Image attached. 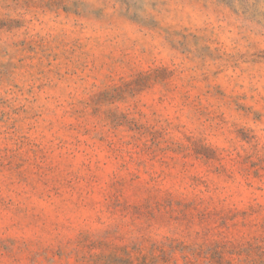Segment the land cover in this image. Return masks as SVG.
I'll list each match as a JSON object with an SVG mask.
<instances>
[{
	"label": "rangeland",
	"instance_id": "obj_1",
	"mask_svg": "<svg viewBox=\"0 0 264 264\" xmlns=\"http://www.w3.org/2000/svg\"><path fill=\"white\" fill-rule=\"evenodd\" d=\"M0 264H264V0H0Z\"/></svg>",
	"mask_w": 264,
	"mask_h": 264
}]
</instances>
